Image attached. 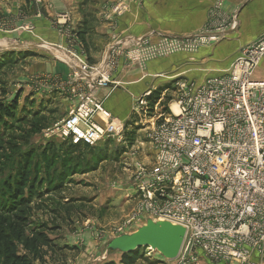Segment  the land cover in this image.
Wrapping results in <instances>:
<instances>
[{
    "label": "rangeland",
    "instance_id": "374dc122",
    "mask_svg": "<svg viewBox=\"0 0 264 264\" xmlns=\"http://www.w3.org/2000/svg\"><path fill=\"white\" fill-rule=\"evenodd\" d=\"M46 1L0 0V43H4L0 47V105L10 112V117L0 123V198L5 182L14 180L17 169L23 165L27 167L28 185L33 189L30 194L25 192L26 204L19 213L26 218L27 230L42 232L49 241V244L43 245V263L34 264H120L122 254L107 251L106 245L116 237L115 229L131 215L135 207L137 198L131 187V165L133 160H150L148 125L140 124L135 113L124 122L111 114L118 128L116 136L103 139L93 147H73L68 141L49 134L75 107L79 93L84 91V76L71 65L79 67L78 62L84 61L89 67H96L102 61L94 65L87 58V45L83 37L86 29L77 24L71 10L70 13L55 15L50 21V29L36 20L38 13L33 9L34 5L49 8L53 4H66L65 0ZM250 1L236 4L214 1L199 28L191 32L162 35L188 37L203 29L224 30L236 20V27L207 51L214 60L219 61L212 63V66L225 65L247 45L242 47L241 44L249 33L241 26L239 15L243 8L241 5L246 2L243 8L246 13ZM104 2L107 3L106 0H72L74 8L81 10V6L85 8L88 4ZM118 4L125 6V11L119 16L113 13L115 18L127 13L131 4L143 5L144 0H114L112 11ZM3 9L10 11L6 13ZM252 13L257 14L256 10ZM253 28L257 30L253 34L264 31V13ZM157 34L151 33L152 39ZM253 34L249 36L255 38L257 35ZM98 35L95 34V37ZM123 39L111 41L108 48ZM47 44L52 50L42 48ZM220 46L225 49H220ZM218 48L222 51L219 52ZM58 54L70 62L61 60ZM193 57L177 54L153 62L154 65L166 64L170 68L174 65L179 69L166 71L162 78L161 75L156 77L162 82L152 93L160 96L159 93L166 92L161 101L152 99L148 117L169 115L168 104L171 107L175 104L178 85L195 81L197 77L187 78L192 74L193 67L185 63L194 64L196 61ZM263 61L264 58L255 71L258 79H264ZM210 63V60H206L199 68L194 67L193 71L200 76L203 70L211 66ZM47 64L52 68H48ZM129 67L136 66H124V69L129 70ZM198 69L203 72L200 73ZM115 77L114 74L113 82H116ZM118 137H123V140L117 141ZM145 224L142 220L126 228L124 233L133 234ZM138 251L134 264H177L176 260H165L150 248ZM0 264H3L1 258ZM196 264L212 263L200 257Z\"/></svg>",
    "mask_w": 264,
    "mask_h": 264
},
{
    "label": "built area",
    "instance_id": "2783aa9c",
    "mask_svg": "<svg viewBox=\"0 0 264 264\" xmlns=\"http://www.w3.org/2000/svg\"><path fill=\"white\" fill-rule=\"evenodd\" d=\"M124 11L122 4L113 8L118 16ZM236 25L188 37L125 38L109 46L96 67L72 64L84 76V91L49 134L73 146L114 138L117 125L94 94L115 85L120 64L143 69L177 54L195 55ZM263 58L264 33L223 73L179 84L176 114L169 108L167 116L148 117L151 92L135 99L138 122L148 125L151 157L132 162L136 204L116 237L142 220L168 222L185 230L177 264H196L200 257L212 264H264V79L255 78Z\"/></svg>",
    "mask_w": 264,
    "mask_h": 264
},
{
    "label": "crops",
    "instance_id": "0c3cea01",
    "mask_svg": "<svg viewBox=\"0 0 264 264\" xmlns=\"http://www.w3.org/2000/svg\"><path fill=\"white\" fill-rule=\"evenodd\" d=\"M49 1L52 3L54 0ZM65 1L66 4H53L49 5V8L44 5H34L33 9H36L38 13V18L36 15L35 18L39 23H44V27L50 29V21L55 15L66 12L70 13L71 10L72 16L74 19L76 18L77 24L79 23V26L82 27L83 30L86 29L85 35L83 36L85 37L84 40L87 45L86 55L91 64L95 65L105 59L108 44L117 38H141L151 33L176 34L191 32L194 29L199 28L210 4L219 0H144V4L140 6L131 4L128 12L123 14L122 17L118 18L113 16L112 2L114 0H106L107 3L104 2V4H88V6L85 8L81 6L82 10L80 8H74L72 0ZM241 1L244 0H220V2L225 4H236L238 2L240 3ZM51 3L48 2V4ZM245 5L246 2L241 6L244 8ZM243 8L241 9L242 11L239 15L241 17L240 21L242 22L241 26L246 29V32L249 33V35H252L257 31L253 28L254 23L257 20L259 22L262 19L264 13V0L250 1L246 6V13L244 12ZM254 10H256L257 14L252 13ZM4 11L7 13V11H10V9ZM248 11L250 13H248ZM75 13H79L80 15H75ZM263 33L264 31L258 35L253 34L257 35L255 38L249 35L246 36L241 40L242 47L245 44L253 42ZM95 34L99 35L95 37ZM235 43L236 42H231V44ZM238 46L240 47V44ZM220 47L219 48L222 50L225 49L223 46ZM232 48H236V46H233ZM220 49L219 52L222 51ZM209 50V48L205 50L202 49L197 53V55H194L193 58L196 61H194V64L185 62L186 64L190 65L191 68L193 67L192 74L187 77L189 80L191 79L190 77L193 76L197 77L195 78V81H202L205 78L217 76L223 73L228 69L230 63L238 54L237 52L225 65L215 64L212 66V63L214 64V62L219 61H216L212 58L213 56L207 52ZM219 56L221 55L219 54ZM178 60L181 61L182 59ZM206 60H210L211 66L207 68V70H203L204 72L198 69L200 73H203L200 76L196 75V71H193L195 70L194 67L198 66L199 68L200 65H203L206 62ZM167 64L171 65V63ZM49 65L47 67L51 69L52 66ZM122 65L123 64H120L117 71L114 73L116 76V86L112 85L108 89L98 90L94 95L97 97V99L103 101L104 107L115 118L117 117L123 122L128 121L130 116L134 114L133 109L135 99L142 96L144 93L151 92V97L149 98V101L151 102L152 99H156L158 102L161 101V97H164L166 91L159 93L160 96H155V94L152 92L154 91L155 87L162 82L160 79L162 78V74L165 75L166 71L179 69L174 65H171L170 68V66L168 67L166 64L154 65L153 63H149L143 69L139 67H129V70H125L124 66ZM260 65L261 63L259 66ZM190 72L191 71H189V73ZM160 75L161 77L159 79L157 78L156 80V77ZM119 85L121 87H119ZM173 101L175 100H172V102ZM155 104L158 103L156 102ZM168 106L171 107V104H168ZM89 245L90 248L94 249V246L91 244Z\"/></svg>",
    "mask_w": 264,
    "mask_h": 264
},
{
    "label": "trees",
    "instance_id": "16d2710c",
    "mask_svg": "<svg viewBox=\"0 0 264 264\" xmlns=\"http://www.w3.org/2000/svg\"><path fill=\"white\" fill-rule=\"evenodd\" d=\"M9 117L8 109L0 105V123ZM26 168L23 165L17 169L13 181L5 182L0 198V258L3 264L43 263V245L49 244L42 232L27 230L26 218L19 213L26 204L25 192L30 194L33 189L28 185L29 174ZM138 252L122 254L120 264H134Z\"/></svg>",
    "mask_w": 264,
    "mask_h": 264
},
{
    "label": "water",
    "instance_id": "95a60500",
    "mask_svg": "<svg viewBox=\"0 0 264 264\" xmlns=\"http://www.w3.org/2000/svg\"><path fill=\"white\" fill-rule=\"evenodd\" d=\"M185 235L184 228L168 222L147 220L145 226L133 234H124L108 241L106 250L130 253L139 249L150 248L165 260L174 261L180 252Z\"/></svg>",
    "mask_w": 264,
    "mask_h": 264
},
{
    "label": "bare ground",
    "instance_id": "6f19581e",
    "mask_svg": "<svg viewBox=\"0 0 264 264\" xmlns=\"http://www.w3.org/2000/svg\"><path fill=\"white\" fill-rule=\"evenodd\" d=\"M1 45L3 46L4 45V43L3 42H1L0 43V47H1ZM40 47V46H39ZM3 48V47H2ZM42 48H44V49H46L47 51H50V50H52V48L47 44V45H44V47H42ZM57 52V51H56ZM58 57L62 60L63 59V61H67V62H70L69 60H67V59H65L64 57H63V55L62 54H58ZM171 109H172V111H173V113L174 114H176L177 113V106L175 105V104H172V107H171Z\"/></svg>",
    "mask_w": 264,
    "mask_h": 264
}]
</instances>
